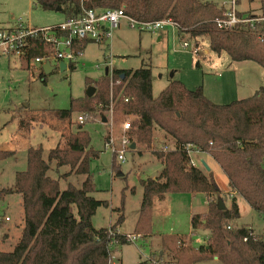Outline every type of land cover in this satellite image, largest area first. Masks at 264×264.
Here are the masks:
<instances>
[{
	"label": "trees",
	"instance_id": "obj_1",
	"mask_svg": "<svg viewBox=\"0 0 264 264\" xmlns=\"http://www.w3.org/2000/svg\"><path fill=\"white\" fill-rule=\"evenodd\" d=\"M256 13L237 10L239 17H264V0ZM236 7L239 0H235ZM43 12L60 13L65 19L76 16L82 9L119 10L141 22L169 21L179 38H207L215 55L225 53L232 62H253L264 69V30L240 26L220 30L215 20L222 18L227 7L208 0H34ZM64 19V20H65ZM141 32V31H140ZM196 46H197V41ZM92 44L82 42L77 47L84 53ZM30 50L19 59L21 67L30 71L31 61L43 56L40 39L30 40ZM197 66L198 63H196ZM68 68L73 69L74 64ZM95 88L84 103L72 101L69 110L55 112L59 120L71 119V113L87 110L93 104L109 110L114 117H133L126 132L132 150L141 156L137 146L149 150L156 131L163 133L166 143L153 151L161 165L159 175L140 181L142 200L133 235L142 239L152 233L154 201H162L169 193L202 194L207 197L205 214L191 217V235L206 231V244L195 247L187 236L160 235V248L168 258L154 256L139 264H200L215 259L222 264H264V236L244 227H231L239 219L236 200L230 208L218 209L220 190L211 172L204 173L190 162L189 152L207 155L225 175L230 193L242 198L251 210L264 216V87L246 99L226 105L212 103L202 87L189 90L179 81H170L157 98L152 96V68L141 65L136 70H111L98 81L87 79ZM94 107V105H93ZM86 120L77 122L75 134L68 135L63 146L57 145L43 158V149L29 148L26 170L15 175L11 188L0 190V200L17 195L23 217L21 236L10 252H0V264H107L112 251L110 243L129 245L125 234L118 233L124 221L123 211L117 209L115 224L95 229L92 218L98 208L107 207L90 195L95 187L89 175V163L98 153L90 149V139L83 131ZM136 150V151H135ZM114 153H112L113 155ZM14 156L0 151V160ZM55 169L68 167L69 172L85 179L79 189L68 184L60 190L59 180L49 177ZM113 162V170L119 168ZM131 192H134L131 189ZM6 220V219H5ZM9 221V220H8Z\"/></svg>",
	"mask_w": 264,
	"mask_h": 264
},
{
	"label": "rangeland",
	"instance_id": "obj_2",
	"mask_svg": "<svg viewBox=\"0 0 264 264\" xmlns=\"http://www.w3.org/2000/svg\"><path fill=\"white\" fill-rule=\"evenodd\" d=\"M208 1L226 8L230 0ZM257 9L258 3L249 4L246 0H239L237 6L239 12L247 14L256 13ZM64 19L61 13L43 12L36 8L34 0H0V30L14 27L18 22L30 28H45L59 25ZM184 42L188 43V48H183ZM193 47H196L197 54L191 52L190 48ZM142 64L152 68L154 98L159 96L170 81H179L189 90L202 87L205 96L217 105L249 98L264 87V69L253 62H232L225 53L215 55L209 49L207 38H179L173 25L149 33L140 32L122 21L111 39L104 44H89L74 68L67 67L63 72L54 66L51 73L45 74L42 66L36 64H32V69L28 71L21 67L18 59L0 53V151L16 144L14 137H20V131L29 129L26 137L28 147L40 146L43 158L47 160L51 149L57 145L63 146L64 139L76 133L77 118L86 116L83 131L89 136V148L98 153V157L89 163V175L95 187V192L90 196L108 205L98 208L93 216L91 223L95 229L115 224L118 218L116 210L122 208L124 221L119 229L124 233H133L142 200L140 181L158 176L161 171V165L152 152L161 149L163 143L171 147V143L165 142L163 133L156 131L151 149L137 146L136 150L142 152L141 156L126 149L124 163L120 164L116 156L122 140L126 138L127 131L123 125L131 123L133 117H114L112 103L109 110L93 104L94 107L92 105L87 110L71 113L69 120H59L55 112L69 110L72 101H86V91L91 87L87 79L96 82L113 69L136 70ZM102 118L106 119V123L101 121ZM112 156L113 162L119 164L115 170ZM191 158L196 167L207 174L199 159L205 160L226 208H230L234 196L239 206V219L235 224L231 223V227H244L252 230L255 235L264 236V216L251 210L242 198H236L230 193L227 179L219 166L204 154L193 152ZM26 162V150L20 151L15 157L0 160V190L13 186L16 173L26 170ZM51 168L48 175L52 179L60 177L61 191L68 184L79 189L85 179L84 176L69 172L68 167L56 170L54 162ZM165 196L166 201L155 203L169 210V216L161 215L158 209L154 213L152 208L153 236L181 235L187 236L195 247L206 244L209 233L202 230L192 236L189 217L192 207L198 206L200 211H204V196L186 193H169ZM22 228L20 197L12 195L0 200V252L13 249ZM153 236L146 241L141 238L134 244L118 248L117 258L120 257L122 264H139L152 256L158 258L160 248L157 246V238ZM164 258L168 260L166 256ZM200 264L222 263L212 258Z\"/></svg>",
	"mask_w": 264,
	"mask_h": 264
},
{
	"label": "built area",
	"instance_id": "obj_3",
	"mask_svg": "<svg viewBox=\"0 0 264 264\" xmlns=\"http://www.w3.org/2000/svg\"><path fill=\"white\" fill-rule=\"evenodd\" d=\"M122 21H126L130 27H135L138 31L154 33L161 30L166 25H172L169 21L141 23L126 16L122 9L119 10H102V9H82L81 13L74 17L65 19L61 24L45 27L30 28L23 26L18 22L14 27L0 30V53L7 57L20 59L30 50V40L40 39L44 45L43 56L34 58L31 64L43 66L49 63L50 66H58L64 63L66 68L70 64H75L83 56V53L77 50L82 42L94 44H104L112 38L113 33L120 28ZM216 27L220 30L230 31L240 26H248L253 30L256 25L262 26L264 30V17L252 16L239 17L235 0H230L227 9L222 18L215 20ZM187 42L183 43V48H188ZM191 52L197 54L196 47L190 48ZM86 116H79L77 122L86 120ZM124 130L130 128L129 123L123 125ZM131 143L124 138L121 142V149L116 156L118 163H124V154L126 149L130 150ZM192 166H196L189 152ZM9 219L6 218V221ZM140 236L127 234L125 240L128 244H134ZM112 251L109 254L107 264H119L116 256L117 243H110Z\"/></svg>",
	"mask_w": 264,
	"mask_h": 264
},
{
	"label": "crops",
	"instance_id": "obj_4",
	"mask_svg": "<svg viewBox=\"0 0 264 264\" xmlns=\"http://www.w3.org/2000/svg\"><path fill=\"white\" fill-rule=\"evenodd\" d=\"M53 26V25H52ZM204 92V91H203ZM204 95H205V93H204ZM207 97V96H206ZM20 129V128H19ZM27 132H29V129H26L25 131H20V133H21V136L20 137H22V138H20L19 136H15L14 138L16 139V144H13V146H11L10 145V147H8V148H6V150L5 151H9V152H13L14 153V157L16 156V154H18V153H20V151H23V150H26V151H28V149L29 148H31V147H28V143H27V141H26V137H27ZM14 143H15V141H14ZM21 144V145H20ZM27 144V145H26ZM58 144V143H57ZM24 146H26V149L24 148ZM1 151H3V150H1ZM44 154V153H43ZM199 155H202V154H199ZM207 156V155H206ZM201 162L203 161V162H205V160L204 159H202V158H200L199 159ZM55 171V170H54ZM55 174H56V171H55ZM155 177H157V176H153L152 178H155ZM55 179V178H54ZM204 196V205H205V209H204V211H200V208L197 206V207H192L191 208V210H190V215H189V217H190V221H191V217L193 216V215H196V214H205L206 212H207V210H208V200H207V197L205 196V195H203ZM156 201V200H155ZM155 201H154V203H153V212L155 213L156 212V209H158L157 211H159V213L161 214V215H163V216H169V210H167V209H163V207H161V206H157V204L155 203ZM162 201H166V196L164 197V199L162 200ZM162 201H159V202H162ZM157 202V201H156ZM166 203V202H165ZM168 204L166 203V206H167ZM165 207V206H164ZM238 208H239V206H238ZM194 210V211H193ZM120 228V227H119ZM118 228V233H120V234H125V235H127L128 233H124L123 231H121L120 229ZM131 234V233H130ZM156 234H158V233H156ZM154 235V234H153ZM152 235V236H153ZM160 235V234H159ZM151 236V237H152ZM150 237V238H151ZM153 237H156L157 238V246L160 248V238L159 237H157V236H153ZM150 238H146L145 239V241L146 240H148V239H150ZM194 245V244H193ZM204 245V244H203ZM125 246V245H124ZM198 246V245H197ZM199 246H201V245H199ZM120 247H122V246H118L117 247V249L118 248H120ZM116 249V250H117ZM117 254H118V252H117ZM159 255H161L162 257H165V254H163L162 253V251H161V248H160V254ZM118 260H119V264H122V260L120 259V257L118 258ZM214 260H217V258L216 259H214Z\"/></svg>",
	"mask_w": 264,
	"mask_h": 264
},
{
	"label": "water",
	"instance_id": "obj_5",
	"mask_svg": "<svg viewBox=\"0 0 264 264\" xmlns=\"http://www.w3.org/2000/svg\"><path fill=\"white\" fill-rule=\"evenodd\" d=\"M55 12H58L60 13V9H56ZM42 69H43V72L45 74H49L51 73L53 70H54V67L50 66L49 63H46L42 66ZM66 69V66L64 63H60L59 64V70L61 72H63L64 70ZM95 93V88L93 87H89L86 91V97L87 98H91ZM101 121L103 123H106V119L105 118H102ZM135 148V145L134 144H131V147L130 149L133 150ZM202 164L203 166L205 167L206 171L209 172V168L207 167V165L202 161ZM218 209L219 210H224L225 209V206L223 205L222 201L221 200H218ZM216 259V258H215Z\"/></svg>",
	"mask_w": 264,
	"mask_h": 264
}]
</instances>
